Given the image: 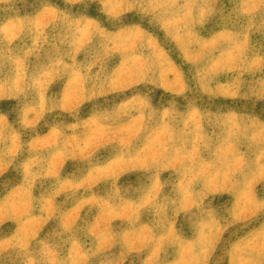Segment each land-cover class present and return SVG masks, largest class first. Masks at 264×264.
<instances>
[{"label":"rangeland","instance_id":"374dc122","mask_svg":"<svg viewBox=\"0 0 264 264\" xmlns=\"http://www.w3.org/2000/svg\"><path fill=\"white\" fill-rule=\"evenodd\" d=\"M0 264H264V0H0Z\"/></svg>","mask_w":264,"mask_h":264}]
</instances>
